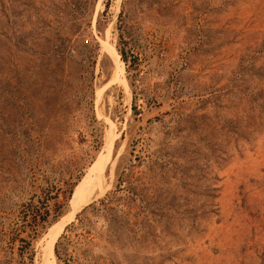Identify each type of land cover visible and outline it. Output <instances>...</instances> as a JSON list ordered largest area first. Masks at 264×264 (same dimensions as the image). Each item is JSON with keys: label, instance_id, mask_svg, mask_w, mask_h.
<instances>
[{"label": "rangeland", "instance_id": "obj_1", "mask_svg": "<svg viewBox=\"0 0 264 264\" xmlns=\"http://www.w3.org/2000/svg\"><path fill=\"white\" fill-rule=\"evenodd\" d=\"M0 264H264V0H0Z\"/></svg>", "mask_w": 264, "mask_h": 264}, {"label": "trees", "instance_id": "obj_2", "mask_svg": "<svg viewBox=\"0 0 264 264\" xmlns=\"http://www.w3.org/2000/svg\"><path fill=\"white\" fill-rule=\"evenodd\" d=\"M72 194H73V193H72ZM70 199H71V198H70ZM85 210H86V209H84L81 213H83ZM28 211L31 213V215H35V218H36V216H37L36 213H40L41 211H43V212H42V213L44 214V216H43V219H44L43 222L45 223V224H44V227H46V225H50V224H52V222H53L54 220H56V219L61 215V213H62V212H54V214H52V212H51V210L49 209L48 206H44V207L41 209V208H39L38 206L33 207L32 205L29 206ZM81 213H80V214H81ZM80 214H78L77 219L79 218ZM73 225H74V222H73L72 224L68 225V226L66 227L65 231H68L69 229H71V228L73 227ZM61 238H62V237H61Z\"/></svg>", "mask_w": 264, "mask_h": 264}, {"label": "water", "instance_id": "obj_3", "mask_svg": "<svg viewBox=\"0 0 264 264\" xmlns=\"http://www.w3.org/2000/svg\"><path fill=\"white\" fill-rule=\"evenodd\" d=\"M72 198H73V194H72V196H71V199H70L69 205H68V207H67V209H66V214H65V215L69 214V213L72 212V210H73V207H72V205H71V200H72ZM84 209H85V208H84ZM84 209H82L80 212H78L75 218H77L78 214H80ZM65 215H64V216H65ZM64 216H63V217H64ZM63 217H62V218H63ZM58 222H59V221H58ZM55 224H56V223H55ZM55 224H54V225H55ZM70 224H71V223H70ZM70 224H69V225H70ZM54 225H53V226H54ZM53 226H52V227H53ZM52 227H50L49 230H50Z\"/></svg>", "mask_w": 264, "mask_h": 264}, {"label": "bare ground", "instance_id": "obj_4", "mask_svg": "<svg viewBox=\"0 0 264 264\" xmlns=\"http://www.w3.org/2000/svg\"><path fill=\"white\" fill-rule=\"evenodd\" d=\"M73 196H74V192H73ZM72 199H73V198H72ZM60 221H61V220H60ZM60 221H59V222H60ZM56 230H57V229H56ZM56 230H55V231H56ZM55 236H57V234H56V233H55ZM54 238H55V237H54ZM50 242H51V241H50Z\"/></svg>", "mask_w": 264, "mask_h": 264}]
</instances>
